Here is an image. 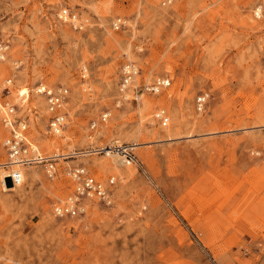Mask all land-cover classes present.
Listing matches in <instances>:
<instances>
[{
  "label": "rangeland",
  "instance_id": "rangeland-1",
  "mask_svg": "<svg viewBox=\"0 0 264 264\" xmlns=\"http://www.w3.org/2000/svg\"><path fill=\"white\" fill-rule=\"evenodd\" d=\"M0 36L10 43L0 163L5 102L26 116L41 154L62 155L53 178L32 164L22 184L0 183V264H264V0H0ZM128 60L132 87L170 85L123 97ZM40 83L68 88L60 135L48 131ZM113 141L134 145L139 166L67 155ZM79 163L115 177L112 202L85 199L82 213L59 217L53 205L72 192L66 171Z\"/></svg>",
  "mask_w": 264,
  "mask_h": 264
},
{
  "label": "built area",
  "instance_id": "built-area-1",
  "mask_svg": "<svg viewBox=\"0 0 264 264\" xmlns=\"http://www.w3.org/2000/svg\"><path fill=\"white\" fill-rule=\"evenodd\" d=\"M259 15V13H257ZM59 17L63 20L76 21V15L69 13L67 9H63L59 13ZM125 21L122 18H116L112 23L114 28H119ZM10 48V43L7 39L0 36V60H3ZM82 78L87 77V68L82 67ZM138 74V68L133 61H126L120 67V78L118 82V90L124 97L132 87L135 77ZM7 82H10L8 80ZM170 85V78L160 77L153 81L146 82L141 86L135 85L132 87L133 100L138 101L142 94L152 93L157 94L162 89ZM7 90L8 87L5 86ZM35 93L45 97V104L48 113V131L53 135H60L65 125V113L62 111L65 99L68 96V88L59 86L55 89H50L44 84H38L35 88ZM205 96L197 97L196 104L199 108L203 106ZM4 113L1 117V123L6 130V135L2 141L7 160L5 166V176L0 179V183L20 185L24 180V168L32 164H41L48 177L53 178L57 173V161L62 155L53 152L46 156L39 152L37 146L26 137L28 120L22 113L18 114L19 108L16 104L5 102ZM108 113L101 114V120L106 121ZM156 118L161 125H167L168 116L164 108H159L155 112ZM97 126L96 121H92L90 128L94 129ZM84 153L103 154L109 157H116L124 165L134 164L139 166L138 158L134 151V145L113 141L106 145L91 146L88 150L72 152L68 156H84ZM67 176L73 184L72 192L62 202H57L53 205V212L59 217L76 216L84 211L85 199H98L103 203H111L113 199V186L115 177L111 176L108 181L97 178L84 164L79 163L69 166L66 171Z\"/></svg>",
  "mask_w": 264,
  "mask_h": 264
},
{
  "label": "bare ground",
  "instance_id": "bare-ground-1",
  "mask_svg": "<svg viewBox=\"0 0 264 264\" xmlns=\"http://www.w3.org/2000/svg\"><path fill=\"white\" fill-rule=\"evenodd\" d=\"M56 140V139H55ZM53 143H54V140H53ZM52 143V144H53ZM85 152V151H84ZM117 161L118 162H120V160L119 159H117ZM4 163H6V161H3V162H1L0 163V168H2L3 166H5V164ZM5 173H6V171H4V169H2V171H1V175H0V179H2L4 176H5ZM25 176V175H24ZM5 186H7V188H9V186H18V185H12V184H4Z\"/></svg>",
  "mask_w": 264,
  "mask_h": 264
}]
</instances>
